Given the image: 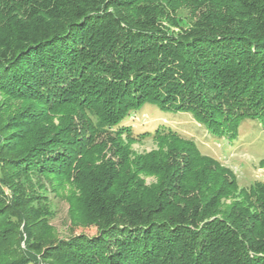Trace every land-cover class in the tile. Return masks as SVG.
Wrapping results in <instances>:
<instances>
[{
	"label": "trees",
	"instance_id": "16d2710c",
	"mask_svg": "<svg viewBox=\"0 0 264 264\" xmlns=\"http://www.w3.org/2000/svg\"><path fill=\"white\" fill-rule=\"evenodd\" d=\"M146 106L215 141L264 126V0H0V264H264V183L170 127L136 139ZM68 186L94 234H55Z\"/></svg>",
	"mask_w": 264,
	"mask_h": 264
},
{
	"label": "rangeland",
	"instance_id": "374dc122",
	"mask_svg": "<svg viewBox=\"0 0 264 264\" xmlns=\"http://www.w3.org/2000/svg\"><path fill=\"white\" fill-rule=\"evenodd\" d=\"M126 125L132 128L136 139H140V135L145 133L154 134L161 127H170L184 137L196 140L203 154L215 158L230 168L240 188H248L256 182L264 183V168L260 165V161L264 159V126L256 120L245 121L240 127L238 140L233 143L226 140H213L190 115L167 116L151 106H146L131 117ZM132 149L136 153L147 154L157 150L158 145L152 139H147L142 143L134 144ZM153 181V178H146L148 184ZM70 189L68 186L61 194L55 193L51 188H48L46 192V198L55 211L50 222L55 234L63 239L70 237L73 233L94 234V229H76L69 220V203L66 196Z\"/></svg>",
	"mask_w": 264,
	"mask_h": 264
}]
</instances>
